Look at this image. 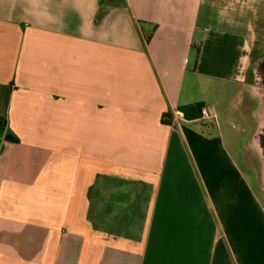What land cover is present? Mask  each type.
<instances>
[{
  "label": "crops",
  "instance_id": "0c3cea01",
  "mask_svg": "<svg viewBox=\"0 0 264 264\" xmlns=\"http://www.w3.org/2000/svg\"><path fill=\"white\" fill-rule=\"evenodd\" d=\"M206 2L0 0V264H264L220 131L182 125L249 86Z\"/></svg>",
  "mask_w": 264,
  "mask_h": 264
},
{
  "label": "rangeland",
  "instance_id": "374dc122",
  "mask_svg": "<svg viewBox=\"0 0 264 264\" xmlns=\"http://www.w3.org/2000/svg\"><path fill=\"white\" fill-rule=\"evenodd\" d=\"M206 1L205 6L210 8L208 31L210 33L218 30L234 31L239 39L250 38L251 61L252 56L254 57L258 49L264 45V0ZM231 6L235 7V11L228 9L224 14V7ZM249 81V71H247L244 83L248 84ZM223 90L225 93L220 97L199 100V110L201 109L199 123L182 122V125L193 127L205 138L217 137L220 131L225 153L239 168L242 179L264 208V187L259 182L260 161L252 146V138L257 126L258 105L256 100L252 99L248 86L240 87L238 82L227 83ZM241 197L245 198L244 190L241 192Z\"/></svg>",
  "mask_w": 264,
  "mask_h": 264
},
{
  "label": "flooded vegetation",
  "instance_id": "af4514ba",
  "mask_svg": "<svg viewBox=\"0 0 264 264\" xmlns=\"http://www.w3.org/2000/svg\"><path fill=\"white\" fill-rule=\"evenodd\" d=\"M249 92L252 99L256 100L258 105L257 126L261 127V122H264V45L258 49L257 54L250 61L249 67ZM263 132H260L256 139L257 149L260 150L264 159V125L261 127Z\"/></svg>",
  "mask_w": 264,
  "mask_h": 264
},
{
  "label": "water",
  "instance_id": "95a60500",
  "mask_svg": "<svg viewBox=\"0 0 264 264\" xmlns=\"http://www.w3.org/2000/svg\"><path fill=\"white\" fill-rule=\"evenodd\" d=\"M263 125H264V122H261V127H263ZM261 127H258L256 129V131L254 132V135L252 138V146H253V149H254L255 153L257 154L259 161H260V179H259V182H260L261 186L264 187V159L262 158L260 150L257 149V144H256V139L258 137L257 135L260 132H263Z\"/></svg>",
  "mask_w": 264,
  "mask_h": 264
},
{
  "label": "built area",
  "instance_id": "2783aa9c",
  "mask_svg": "<svg viewBox=\"0 0 264 264\" xmlns=\"http://www.w3.org/2000/svg\"><path fill=\"white\" fill-rule=\"evenodd\" d=\"M205 115H206V114H205ZM175 116L178 117V118H182V115L179 114V113H176Z\"/></svg>",
  "mask_w": 264,
  "mask_h": 264
}]
</instances>
